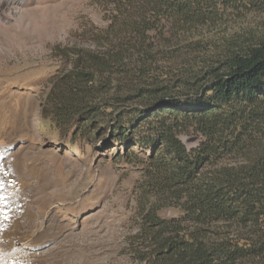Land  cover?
Returning a JSON list of instances; mask_svg holds the SVG:
<instances>
[{
  "label": "trees",
  "instance_id": "1",
  "mask_svg": "<svg viewBox=\"0 0 264 264\" xmlns=\"http://www.w3.org/2000/svg\"><path fill=\"white\" fill-rule=\"evenodd\" d=\"M95 1L97 21L42 98L46 133L114 147L156 209H178L140 211V262L264 264V0ZM249 14L258 25L239 39Z\"/></svg>",
  "mask_w": 264,
  "mask_h": 264
},
{
  "label": "rangeland",
  "instance_id": "2",
  "mask_svg": "<svg viewBox=\"0 0 264 264\" xmlns=\"http://www.w3.org/2000/svg\"><path fill=\"white\" fill-rule=\"evenodd\" d=\"M96 11L95 0H0V264H144L140 211L158 203L147 178L115 162L114 147L55 140L40 116L50 78L67 68ZM257 25L249 14L234 29L244 40ZM181 139L189 148L200 141ZM155 214L180 215L172 206Z\"/></svg>",
  "mask_w": 264,
  "mask_h": 264
}]
</instances>
